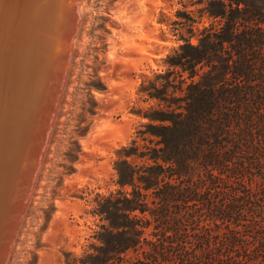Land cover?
I'll return each mask as SVG.
<instances>
[{"label":"trees","instance_id":"obj_1","mask_svg":"<svg viewBox=\"0 0 264 264\" xmlns=\"http://www.w3.org/2000/svg\"><path fill=\"white\" fill-rule=\"evenodd\" d=\"M199 4L210 23L148 85L144 144L98 201L101 245L70 264H264V0Z\"/></svg>","mask_w":264,"mask_h":264},{"label":"rangeland","instance_id":"obj_2","mask_svg":"<svg viewBox=\"0 0 264 264\" xmlns=\"http://www.w3.org/2000/svg\"><path fill=\"white\" fill-rule=\"evenodd\" d=\"M142 1L87 0L46 139L49 146L5 264H70L101 245L104 222L95 212L98 201L121 189L117 168L123 152L135 141L144 144L140 131L152 123L149 116L158 107L147 87L167 71L168 56L184 39L197 43L200 30L210 23L199 18V0ZM186 14L196 21L192 26L182 23ZM124 40H134V46Z\"/></svg>","mask_w":264,"mask_h":264},{"label":"bare ground","instance_id":"obj_3","mask_svg":"<svg viewBox=\"0 0 264 264\" xmlns=\"http://www.w3.org/2000/svg\"><path fill=\"white\" fill-rule=\"evenodd\" d=\"M86 2L0 0V264H5L8 259L19 222L24 216L23 211H26L32 197L30 193L34 191L31 190L33 182L42 167V156L46 152L44 148L48 145L46 139H50L48 137L61 101L60 96H63V84L78 43ZM132 41L124 40L123 43L131 44ZM55 54L59 57L53 59ZM45 98H51L48 104L50 108L46 110V123L39 124L44 127L41 128L43 135L37 154L33 157L34 152L32 155L29 144L33 125L38 124L36 117L40 114V107L48 103ZM10 217L11 224L8 222ZM7 222L11 225L9 230H6Z\"/></svg>","mask_w":264,"mask_h":264},{"label":"water","instance_id":"obj_4","mask_svg":"<svg viewBox=\"0 0 264 264\" xmlns=\"http://www.w3.org/2000/svg\"><path fill=\"white\" fill-rule=\"evenodd\" d=\"M58 57H59V55H58ZM58 57L55 54L53 59H56ZM55 67H56V64H55ZM53 74H55V70H53ZM44 100H46V102H48V103H46V104L44 103L43 107L42 106L40 107L41 108L40 109V114H38L39 116L36 117L38 119V121H37L38 124L33 125L34 128H33V131H32V140H31L32 143L30 141V144H29V149L31 148V154L34 152V156L33 157H35V155L37 154L38 146H39V144H40V142L42 140V135H43L42 132H41V128H44V127H40L39 124L42 123V122L46 123V119H45L46 110H49V108H50V106L48 104L50 103L51 98H45Z\"/></svg>","mask_w":264,"mask_h":264}]
</instances>
